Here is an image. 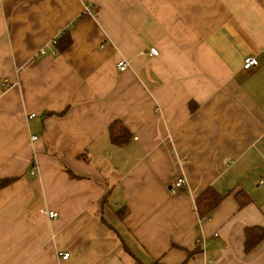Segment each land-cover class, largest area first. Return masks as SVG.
Wrapping results in <instances>:
<instances>
[{
    "label": "crops",
    "instance_id": "1",
    "mask_svg": "<svg viewBox=\"0 0 264 264\" xmlns=\"http://www.w3.org/2000/svg\"><path fill=\"white\" fill-rule=\"evenodd\" d=\"M263 177L264 0H0V264H264Z\"/></svg>",
    "mask_w": 264,
    "mask_h": 264
},
{
    "label": "trees",
    "instance_id": "2",
    "mask_svg": "<svg viewBox=\"0 0 264 264\" xmlns=\"http://www.w3.org/2000/svg\"><path fill=\"white\" fill-rule=\"evenodd\" d=\"M71 45V39L68 35H65L57 42V49L64 51ZM109 136L112 143L117 147H124L131 139V133L120 122H116L109 128ZM223 196L220 195L213 188L207 189L201 196L196 199V207L201 218V223L208 220V218L214 213L218 206L223 201ZM244 206V203L241 204ZM199 229V226H198ZM264 239V229L262 228H247L246 230V251L254 249ZM193 253H190V256ZM137 264H141L137 262Z\"/></svg>",
    "mask_w": 264,
    "mask_h": 264
},
{
    "label": "built area",
    "instance_id": "3",
    "mask_svg": "<svg viewBox=\"0 0 264 264\" xmlns=\"http://www.w3.org/2000/svg\"><path fill=\"white\" fill-rule=\"evenodd\" d=\"M91 9L89 7H87L85 9V12L87 13H90ZM54 44H57L56 41H53ZM40 54L41 55H46V52L44 50H41L40 51ZM144 55L145 54H149L150 56L152 57H158L159 56V51L156 49V48H152L150 49V51L148 53H143ZM54 55H58V52H55ZM259 66V61L256 57H252V56H249L245 59L244 61V69L246 71H250V70H253V69H256L257 67ZM117 67H118V70L120 72H125L127 71L129 68H130V62L125 60V59H122L118 62L117 64ZM10 88V84L8 83V81H4L2 82L1 84V90L2 91H6ZM36 115H31L29 118L30 119H33L35 118ZM38 138L35 137L33 138V141H36ZM264 185V177L260 180L259 182V186H262ZM185 188H188V180L185 176H180L177 178V180L175 181V183L172 185L171 187V193L173 195H176L177 193H179L181 190L185 189ZM42 214L44 216H47L48 218L50 219H57L59 214L54 212V211H42ZM200 243H202L200 241ZM70 258V253H63L61 254V259L66 261Z\"/></svg>",
    "mask_w": 264,
    "mask_h": 264
},
{
    "label": "rangeland",
    "instance_id": "4",
    "mask_svg": "<svg viewBox=\"0 0 264 264\" xmlns=\"http://www.w3.org/2000/svg\"><path fill=\"white\" fill-rule=\"evenodd\" d=\"M91 12V11H90ZM88 14H90V13H88Z\"/></svg>",
    "mask_w": 264,
    "mask_h": 264
}]
</instances>
